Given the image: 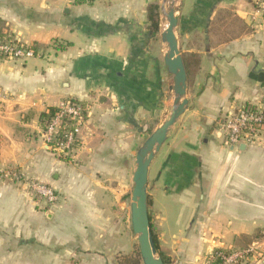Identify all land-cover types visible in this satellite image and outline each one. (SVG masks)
Instances as JSON below:
<instances>
[{"label": "crops", "instance_id": "crops-1", "mask_svg": "<svg viewBox=\"0 0 264 264\" xmlns=\"http://www.w3.org/2000/svg\"><path fill=\"white\" fill-rule=\"evenodd\" d=\"M154 1L160 5L0 0V34L37 53L0 58V169H16L57 195L48 204L24 181H0V264H116L132 250L135 155L172 100L163 24L154 34L147 19ZM176 6L188 109L164 143L155 177L156 195L161 190L179 213L172 227L157 209L159 248L171 264H204L215 247L257 243L263 257L245 264H264V238H253L264 231V141L228 146L219 129L227 110L264 94V13L255 0ZM66 98L85 107L70 158L50 152L42 138L41 114Z\"/></svg>", "mask_w": 264, "mask_h": 264}, {"label": "built area", "instance_id": "built-area-1", "mask_svg": "<svg viewBox=\"0 0 264 264\" xmlns=\"http://www.w3.org/2000/svg\"><path fill=\"white\" fill-rule=\"evenodd\" d=\"M255 6L258 11L264 13V0H255ZM36 54L33 44L24 42L16 36L0 34V58L25 60ZM84 121L85 107L80 101L73 98L60 101L42 131L43 141L49 151L58 157H72L81 144L79 133ZM219 129L223 143L228 146L248 147L264 141V94L254 102L243 103L227 110ZM6 178L24 181L23 173L18 170L0 169V181ZM24 182L46 203L56 202L57 195L52 187L37 180H25ZM262 257V250L257 243L244 248L215 247L206 255L204 264H245L248 259H261Z\"/></svg>", "mask_w": 264, "mask_h": 264}, {"label": "water", "instance_id": "water-1", "mask_svg": "<svg viewBox=\"0 0 264 264\" xmlns=\"http://www.w3.org/2000/svg\"><path fill=\"white\" fill-rule=\"evenodd\" d=\"M177 1L161 0L159 5V20L165 24L159 36L165 47L164 66L166 72L172 77V84L169 87L172 100L164 119L139 146L135 155L136 166L132 176L133 189L129 203L130 222L143 264H164L156 250L149 221L147 179L150 165L168 139L172 126L188 109L187 74L175 31ZM241 147L245 148L243 145Z\"/></svg>", "mask_w": 264, "mask_h": 264}, {"label": "rangeland", "instance_id": "rangeland-1", "mask_svg": "<svg viewBox=\"0 0 264 264\" xmlns=\"http://www.w3.org/2000/svg\"><path fill=\"white\" fill-rule=\"evenodd\" d=\"M164 115L165 114H163V115L159 114L158 119H154L153 123H151V125L148 127L149 130L152 129V127H154L157 122H158L157 124H160L161 121L164 119ZM180 119L176 122V124L174 126H172V128L170 130L171 132L176 131V129L178 127L176 125L178 124ZM148 135H149V132L147 133L145 138ZM165 147H168V146H166V144L163 145V148H162L160 154L154 158V162L151 163L150 169L148 172V179H147V194H148V201H149L148 213L152 217L153 231H156L157 222L161 218L160 213L157 211V209L160 208V210L162 211L161 216H166L167 221H169V224L172 227H174V222L177 219V216L179 214L177 209H176V206H174L173 203H170V200L166 199V197L164 196V194L162 193L161 190H160L159 196L156 195L157 191H156V186L154 184L155 183V177H156L158 168H160V165L163 164L166 160L165 154L163 153ZM180 153H181V151L174 152V154H180ZM172 154H173V152H172ZM127 237L129 240L132 241V250L130 252L131 253L136 252V250H138V246H137L136 236L133 234L132 229H131L129 206H128ZM130 255L135 257L136 254H130ZM131 259L132 258H128L127 261H130L131 263H133L131 261ZM131 263L128 262V264H131ZM141 264H143V263L141 262ZM169 264H171L170 260H169Z\"/></svg>", "mask_w": 264, "mask_h": 264}, {"label": "trees", "instance_id": "trees-1", "mask_svg": "<svg viewBox=\"0 0 264 264\" xmlns=\"http://www.w3.org/2000/svg\"><path fill=\"white\" fill-rule=\"evenodd\" d=\"M159 17H160L159 16V4H158V1H154V2L150 3L148 5V8H147V19L149 22V28H150L151 32L154 34L159 31V22H160ZM183 62H184V66H185V70H186V74H187V65L185 64L184 58H183ZM55 110H56V107H50L46 113L41 114V117L43 118V126L44 127H45L46 122L49 120V118L54 114ZM148 132L150 134L152 132V129H150ZM148 204H149V201H148ZM149 221H150V227H151V231L153 234V239H154V244H155L156 250H157L158 254L161 256L163 263L169 264V259L166 257V255L163 254V252H161V250L159 248V245L157 242V236L153 231L152 217L150 214H149ZM253 238L254 239L264 238V231H256L253 234ZM130 254H136V255H135V257H133ZM128 258H132L131 261L133 263H131L130 261H127ZM128 262L131 264H141L142 261H141L140 253L138 250H136V252H134V253L127 252V253L121 254L118 257L116 264H128Z\"/></svg>", "mask_w": 264, "mask_h": 264}, {"label": "bare ground", "instance_id": "bare-ground-1", "mask_svg": "<svg viewBox=\"0 0 264 264\" xmlns=\"http://www.w3.org/2000/svg\"><path fill=\"white\" fill-rule=\"evenodd\" d=\"M164 26H165V24L162 25V27H164Z\"/></svg>", "mask_w": 264, "mask_h": 264}]
</instances>
